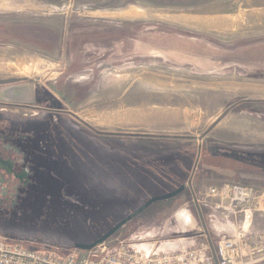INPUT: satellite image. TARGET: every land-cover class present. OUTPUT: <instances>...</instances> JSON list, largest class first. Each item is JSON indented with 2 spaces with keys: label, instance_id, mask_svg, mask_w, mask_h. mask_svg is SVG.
<instances>
[{
  "label": "rangeland",
  "instance_id": "1",
  "mask_svg": "<svg viewBox=\"0 0 264 264\" xmlns=\"http://www.w3.org/2000/svg\"><path fill=\"white\" fill-rule=\"evenodd\" d=\"M26 36L33 42L18 39ZM30 83L45 85L47 111L64 119L63 129L46 110L33 113L48 133L33 142L30 178L68 189L52 210L48 196L16 208L2 200L1 238L64 256L185 182L106 243L138 235L165 250L178 239L204 243L201 214L216 246L209 189L264 192V174L208 151L264 152V0H33L31 12L0 13V91ZM238 236L248 247L242 263L264 264L253 252L264 231Z\"/></svg>",
  "mask_w": 264,
  "mask_h": 264
},
{
  "label": "built area",
  "instance_id": "2",
  "mask_svg": "<svg viewBox=\"0 0 264 264\" xmlns=\"http://www.w3.org/2000/svg\"><path fill=\"white\" fill-rule=\"evenodd\" d=\"M207 196L223 199L225 203L216 204V207H223L230 215L242 213L244 221L248 222L250 206L260 194L252 187L226 184L220 189L210 188ZM148 238L147 235L133 236L113 245L104 242L88 251L74 249L61 256L0 237V264H236L237 261L243 264L242 259L248 251L241 236L222 235L213 248L208 240L184 247L180 243L184 239H178L179 244L170 250H165L162 243L157 246V242H149ZM253 252L264 253V243Z\"/></svg>",
  "mask_w": 264,
  "mask_h": 264
},
{
  "label": "flooded vegetation",
  "instance_id": "3",
  "mask_svg": "<svg viewBox=\"0 0 264 264\" xmlns=\"http://www.w3.org/2000/svg\"><path fill=\"white\" fill-rule=\"evenodd\" d=\"M0 107L5 108L6 106H3L0 104ZM0 111L7 112V110H3V109ZM53 115H56V114H53ZM58 119L61 121L63 125V129H64V124H63L64 119H62V115H60L59 113H57V117H53L50 119V125L58 124V121H59ZM36 125L37 124H32V123H25L22 125L20 122H18L12 117H9L8 115H0V129H2L0 131V186H5L7 190L5 195H1L0 193V207H1V204H3L2 200L9 201L8 206L4 205L9 208H16V207H19L21 204L30 205L32 200H33V204H34V201L36 202V200H39V204H41V203H44L42 199L46 198L47 196H48L47 198L51 200V202L49 203L51 206L50 210L54 209V207H57L56 206L57 203L59 202L64 203L63 198L59 196L57 193H63V188L68 189L67 185L66 186L60 185L59 187H57V189L56 187L46 186L44 189L43 187L44 179L32 181V179L30 178L32 177L31 174H33L31 171V168L33 167V165L30 162L28 156L26 155L25 150L27 148L33 149V142L35 140L36 142H38L37 140L39 138H41L42 136H46V134H43V133H48V130L46 128H41L40 126L38 127ZM16 128H17V131L21 128L25 130H29L30 134L21 136L17 132L10 133V132L4 131V130H9V129L14 131L16 130ZM40 128L43 130H41ZM49 131H52V130H49ZM41 140H44V139H41ZM17 143L18 144L21 143L23 145L19 146ZM38 146L39 144L37 143L36 147ZM21 147L24 149V151L22 150ZM257 161H259V158H257ZM65 181L67 183V180ZM9 187L11 189L8 192ZM2 190L3 188H1V191ZM11 190L12 192H10ZM153 205L154 203H151L150 201H148L145 205H143L142 209H140L141 211H138L136 215L132 217L131 216L127 217L126 219L128 220L126 221L124 225L142 216L143 213ZM53 212L58 214L55 211Z\"/></svg>",
  "mask_w": 264,
  "mask_h": 264
},
{
  "label": "crops",
  "instance_id": "4",
  "mask_svg": "<svg viewBox=\"0 0 264 264\" xmlns=\"http://www.w3.org/2000/svg\"><path fill=\"white\" fill-rule=\"evenodd\" d=\"M29 5L27 3L22 6L21 2L19 0H0V13H20V12H31L33 10V0L29 1ZM18 34V33H17ZM28 34V33H27ZM29 35V34H28ZM32 36L33 35H29ZM22 37V36H21ZM18 39H24L22 41L24 42H30L32 43V38H20ZM45 88L43 84H37L33 85V83H30V85H24L19 87H13L9 88L8 90L0 91V104L3 106H6L5 108L13 110V113L10 112L8 115L9 117L14 118L18 122H20L22 125L25 123H32L37 124L36 126H41L39 124H44V121H39L38 119H33V113L37 112L38 110H46L44 111L45 114H50L49 111H47V104H49L48 97L46 95L47 91L46 88L41 89L40 87ZM42 90V91H39ZM12 114V115H11ZM54 114V113H53ZM50 114L48 116L49 118L57 117V115ZM50 125V123H49ZM47 134V133H43ZM26 155L31 157L30 153H34L33 149H26ZM72 148H70L69 152L64 154V157L70 159ZM256 153H262V152H253ZM257 158L254 157L255 161H257ZM260 161V160H259ZM64 170H66V167H64ZM79 172H82L83 174L87 172V170L80 171L79 169H75ZM73 169V171H75ZM66 178L65 180H70L71 175L66 170ZM78 178L80 175H77ZM72 178V177H71ZM185 185V182L184 184ZM182 185V186H183ZM208 197V196H207ZM210 198V197H209ZM225 203L223 199L220 198H210L208 206L209 209H211L212 213L210 214L208 218L211 221V224L213 228L219 232V234L224 235L227 234L225 232L229 231L230 236H234L236 234V231H264V192L260 194V197L257 199V201L253 202V204L250 206L251 213H250V220L253 217H256L258 219V222L256 224H253V219L248 222L249 227L247 226L245 228V224L247 222L244 221V216L242 213H239L237 215H230L228 211L224 210L223 207L219 208L216 207V204ZM189 222H191V218L188 216L186 217ZM263 230H260V229ZM227 234V235H229ZM208 238L210 240L209 235L207 234V237L205 236V239ZM206 239V241L208 240ZM92 240L84 241L83 244H89L92 243Z\"/></svg>",
  "mask_w": 264,
  "mask_h": 264
},
{
  "label": "trees",
  "instance_id": "5",
  "mask_svg": "<svg viewBox=\"0 0 264 264\" xmlns=\"http://www.w3.org/2000/svg\"><path fill=\"white\" fill-rule=\"evenodd\" d=\"M41 32H43L45 34L49 33L48 31H45V30H41ZM41 130H43V129H41ZM208 151H209L210 155L213 153V155H211V156H214L215 158L233 160L234 163H236L240 166H243V167L249 168V169L254 168V170H256L257 173L264 174V152L256 153V154L251 153V152H237V153L233 154V153H230L227 151L225 153L224 149H218V148H213V149H210ZM229 155H231V156H229ZM256 156L259 157L260 161H255L254 157H256ZM245 171H248V170H245ZM169 200H171V199L161 200V201L157 202L156 204L159 205L162 202L169 201ZM153 208H154V205L151 206L148 210H146L143 213V215L146 214L148 211H150L149 213L154 212Z\"/></svg>",
  "mask_w": 264,
  "mask_h": 264
},
{
  "label": "water",
  "instance_id": "6",
  "mask_svg": "<svg viewBox=\"0 0 264 264\" xmlns=\"http://www.w3.org/2000/svg\"><path fill=\"white\" fill-rule=\"evenodd\" d=\"M199 150H200V148H199ZM189 184H190V181H189ZM184 190H185V185L179 187L177 190H175L174 192H172L169 195H166V196L161 197V198H153L151 203H155V202L161 201V200H168V199L175 198L176 196L180 195ZM197 210L199 211V208H197ZM127 220L128 219H126V220L118 223L117 225H115L113 228H111L106 234H104L98 240H96V241H94V242H92L90 244L77 243V244L74 245V248L78 249V250L88 251V250L94 248L95 246L106 242L115 233H117L120 230V228H122L124 226V224L126 223ZM199 221H200V223H201V225H202V227H203V229L205 231V234L207 235V229H206V226H205V223L203 221V218H202L201 214H199ZM208 243L211 246V248H213L212 243H211V241L209 239H208Z\"/></svg>",
  "mask_w": 264,
  "mask_h": 264
},
{
  "label": "bare ground",
  "instance_id": "7",
  "mask_svg": "<svg viewBox=\"0 0 264 264\" xmlns=\"http://www.w3.org/2000/svg\"><path fill=\"white\" fill-rule=\"evenodd\" d=\"M27 70V69H26ZM28 71V70H27ZM30 71V70H29ZM24 73H27V72H24ZM28 74V73H27ZM20 75H22V73L20 74ZM24 75V74H23ZM29 76V75H28ZM182 220H184L185 221V223H184V221H183V224L184 225H187V224H189L190 222H189V220L186 218L187 217V214H183L182 216ZM187 219V220H186ZM182 220H181V222H182ZM187 222V223H186ZM214 247V246H213Z\"/></svg>",
  "mask_w": 264,
  "mask_h": 264
}]
</instances>
